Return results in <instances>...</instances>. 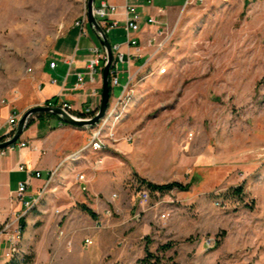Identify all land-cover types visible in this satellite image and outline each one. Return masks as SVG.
I'll return each instance as SVG.
<instances>
[{"label": "rangeland", "instance_id": "1", "mask_svg": "<svg viewBox=\"0 0 264 264\" xmlns=\"http://www.w3.org/2000/svg\"><path fill=\"white\" fill-rule=\"evenodd\" d=\"M86 1L0 0V121L8 106L30 107L34 70ZM166 27L171 39L131 85L119 139L105 151L110 195L88 199L94 219L79 203L49 209L64 244L46 245L38 263L33 245H21L27 264H264V0H194ZM120 92L112 87L113 98ZM140 178L192 183L141 204ZM64 220L84 233L65 232Z\"/></svg>", "mask_w": 264, "mask_h": 264}, {"label": "crops", "instance_id": "2", "mask_svg": "<svg viewBox=\"0 0 264 264\" xmlns=\"http://www.w3.org/2000/svg\"><path fill=\"white\" fill-rule=\"evenodd\" d=\"M102 1L95 0L94 6H99ZM107 1L116 7L115 12L107 18L109 23L115 24L107 34L108 40L111 46H119L120 51L124 54L125 61L129 59L130 68L133 69L141 66L147 60L152 51V47L148 46V40L153 36L156 29L164 25L170 27L178 13L193 0ZM127 4L135 6L140 15L139 30L133 34L138 40L137 45H130L126 42L125 13ZM151 18H154L156 23H152ZM88 27L89 25H87V36L79 35V29L74 23L73 26L65 30L61 36L64 40H61L60 37V40L58 39L56 42V46H53L48 52L50 61L54 60L57 63L55 68H51L49 64L47 65L46 60L39 63L34 70L33 78H31L32 83L36 86V91L31 99L30 107L44 105L47 100L54 96L56 97V103L60 101L70 103L75 113L81 112L90 104L94 108L98 107L102 86L101 76L95 75L94 82H90L86 64L92 56L90 47L98 45L102 49V46L100 42L95 43L98 38L89 27L93 33V36L90 35ZM80 37L87 40L89 44H84L81 47L75 46L72 42L73 39L75 38L77 41V38ZM66 38L67 40H65ZM65 60L71 61L70 65ZM123 65L122 68L125 69L127 67L126 63ZM80 72L84 74L85 80L81 87L76 85V76ZM154 73L156 74L155 71ZM121 75L126 80V73ZM110 99H113L112 94ZM6 112L0 121V135L7 133L9 126L6 124V120L10 112L22 114V111L15 106H8ZM31 117L32 122L24 128L18 141L14 145L4 148V154L0 156V226L3 222L24 213L20 219L23 224L20 243L23 246L33 245L34 263H38L39 260L49 259V251L46 250V245L62 244L60 237L54 235V233H57L55 218L53 214H49V209L53 208L67 212L71 210V207H76L77 203L87 205L88 199L93 195L100 193L110 195V187L104 184V179L99 170L105 165V151H111V149H114L111 148L114 145L103 150L88 148L80 153L78 157L67 160L58 169L40 203L31 210L26 211L23 205L14 198L19 182L27 177L26 171H39L42 174L40 178L31 177L30 179L25 194L31 197L37 193V190L44 183L47 172L54 168L64 157L85 146L91 133V127H77L64 122L60 125L61 120L59 117L37 116L36 114ZM20 142H25L26 145L20 146ZM97 158H101L102 163L93 168ZM20 165L26 171L19 170ZM78 174H83L85 180L77 179ZM61 226L67 233L72 227L78 229L79 235L84 233L80 226L67 220H64ZM52 228H54L53 231ZM11 234V230H6L0 234V264H2L1 258L3 257H5L3 264H7L9 261L4 253L7 250L8 237ZM39 245L41 250L45 249L44 257L38 255L37 248Z\"/></svg>", "mask_w": 264, "mask_h": 264}, {"label": "built area", "instance_id": "3", "mask_svg": "<svg viewBox=\"0 0 264 264\" xmlns=\"http://www.w3.org/2000/svg\"><path fill=\"white\" fill-rule=\"evenodd\" d=\"M151 2V0H147ZM194 1V0H193ZM195 1H202V0H195ZM116 7L115 5L109 3L107 0H103L99 6H94V15L100 25L102 26L105 34L107 35L109 30L115 25L114 23H109L107 18L115 12ZM139 22H140V15L136 11L135 6L126 5V13H125V30H126V42L130 45H137L138 40L133 35L139 30ZM152 23H156L154 18H151ZM74 25L79 29V35L87 36V25H88V18H87V8L86 3L84 4L83 11L81 12L80 16L75 20ZM171 39V32L168 28L164 26H159L156 31L154 32L153 36L150 37L148 40V46L152 47L151 53L148 55L147 60L137 68H130V61L129 59L125 61L123 52L120 51L118 45L111 46L113 52V60L111 63V67L109 70V85L112 87L120 86L121 92L117 98L110 99L109 105L104 113V115L99 119V121L91 127V133L88 143L80 148L77 152L70 154L69 156L64 157L54 168L50 169L44 180L42 186L37 190V193L34 196H27L25 194L27 186L30 184L31 177L40 178L42 176L41 172L39 171H26L22 165L19 166V170L26 171L27 177L25 180L19 182L18 187L14 193V198L16 201L20 202L26 211L31 210L36 205H38L42 199L43 194L46 192L47 188L53 181L55 175L58 172V169L69 159H73L79 156L80 153L84 152L88 148L94 150H103L107 147L113 146L117 140L119 139L117 134V126L121 122L123 118V114L125 112V101L130 99V91L131 85L138 81L143 80L146 75H142L143 69L148 67V65L158 57V55L163 51L166 44ZM90 52L92 54L91 58L87 61L86 69L87 75L89 76V81L94 82V76L99 75L101 76L102 66L106 59V52L105 50L100 48L98 45H93L90 47ZM66 61V60H65ZM69 65L71 61H66ZM126 63L127 67L125 69L122 68V65ZM49 66L51 68H55L57 63L54 60L49 62ZM157 75H164L167 72V68L162 65L157 67L155 70ZM122 73H126V80L125 82L120 85V75ZM76 85L81 87L84 83V74L77 73L76 76ZM48 106H58L69 115L78 116L83 118H90L94 115L97 108L92 107L90 104L89 106L85 107L81 112L75 113L73 106L66 102L60 101L58 103H54L52 101L44 104ZM21 114H17L15 112H10L6 124L9 126L7 133L10 131L13 132L17 121ZM60 125L63 124L62 121L59 122ZM126 136V135H125ZM124 136V137H125ZM127 141H130L132 138L131 136L125 137ZM20 146H25V142H20ZM4 154V149H0V156ZM102 159L97 158L93 168L97 164H101ZM77 179L85 180V176L83 174H78ZM150 199V193L146 189H142L139 192V201L141 204H147ZM24 215H17L13 219H9L3 222L0 226V234L5 232L6 230H11V235L8 237V247L5 251L4 255L8 258V260H12L15 258H20L23 255V250L21 249V227H20V219ZM86 245L93 244V240L91 238L84 239Z\"/></svg>", "mask_w": 264, "mask_h": 264}, {"label": "water", "instance_id": "4", "mask_svg": "<svg viewBox=\"0 0 264 264\" xmlns=\"http://www.w3.org/2000/svg\"><path fill=\"white\" fill-rule=\"evenodd\" d=\"M94 1L95 0H87L86 1V8H87V18H88V25L96 34L100 45L106 52V59L102 66L101 72V95H100V103L94 113V115L90 118H83L78 116L69 115L67 112L62 110L58 106H48V105H35L31 106L22 112L21 116L19 117L15 129L12 135L8 138H5L3 141H0V149L7 148L18 141L20 138L24 128L27 126V121L30 116L44 112V113H52L57 115L60 120L66 124L77 126V127H93L99 119L104 115L109 102H110V87H109V70L111 67V63L113 60V52L111 48V44L108 40L107 35L105 34L102 26L96 19L94 15Z\"/></svg>", "mask_w": 264, "mask_h": 264}, {"label": "trees", "instance_id": "5", "mask_svg": "<svg viewBox=\"0 0 264 264\" xmlns=\"http://www.w3.org/2000/svg\"><path fill=\"white\" fill-rule=\"evenodd\" d=\"M109 87H110V92H111L112 88H111L110 85H109ZM50 101H55L54 103H56V97L54 96V97L50 98L45 103H48ZM36 115L37 116H54V117H58L55 114L44 113V112L37 113ZM31 122H32V117L30 116L28 121H27V126L30 125ZM10 134H12L11 131L8 134L1 135L0 136V141H3ZM139 182L149 191V193L158 192L160 194H165V193L170 192L173 189H178V190H182V191L188 190L189 187L191 186L192 180L190 182H188L187 184H182V183H180L178 181H171V182H166V183H155V182L147 181V180H144V179L140 178ZM241 191H242V189L240 187H236V188L232 189V192L235 195H239L241 193ZM79 208L84 213L89 215L91 218H93V219L96 218L95 211H93L86 204H84V203L79 204ZM20 227H21V229L23 228L22 222H20ZM163 247H166V246H163ZM145 251L148 252L147 248L145 249ZM31 260H32L31 256L23 254L22 257H20V258H15V259L9 260L7 262V264H27L28 262H31ZM142 262H144L146 264H155L154 262H151L148 258H143ZM172 264H177V263L173 262Z\"/></svg>", "mask_w": 264, "mask_h": 264}]
</instances>
